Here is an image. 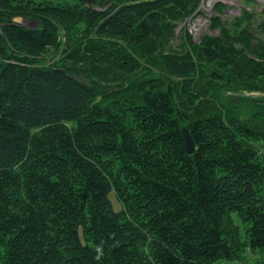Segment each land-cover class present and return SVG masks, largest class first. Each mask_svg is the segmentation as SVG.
<instances>
[{
    "label": "trees",
    "instance_id": "1",
    "mask_svg": "<svg viewBox=\"0 0 264 264\" xmlns=\"http://www.w3.org/2000/svg\"><path fill=\"white\" fill-rule=\"evenodd\" d=\"M201 2L0 0V264H264V9Z\"/></svg>",
    "mask_w": 264,
    "mask_h": 264
},
{
    "label": "rangeland",
    "instance_id": "2",
    "mask_svg": "<svg viewBox=\"0 0 264 264\" xmlns=\"http://www.w3.org/2000/svg\"><path fill=\"white\" fill-rule=\"evenodd\" d=\"M222 1L227 5L224 17H234L240 13V8L247 6L249 9L259 12L264 9V0H202L199 5L198 13H194L191 17H188L184 22H182L176 29V37L180 34L181 29H187L194 37L196 41H199L203 34H216V30L209 28V17L212 14V7L215 2ZM248 1H251L248 4ZM17 22L24 23L26 26H32L29 22H23L22 18H16ZM176 42V40H175ZM253 95H259V93L252 92ZM110 199L114 208L119 207V202L113 192L110 193ZM236 223L242 225L240 220L236 215H234ZM238 264V263H229ZM249 264H255V258L252 256L249 259Z\"/></svg>",
    "mask_w": 264,
    "mask_h": 264
},
{
    "label": "water",
    "instance_id": "3",
    "mask_svg": "<svg viewBox=\"0 0 264 264\" xmlns=\"http://www.w3.org/2000/svg\"><path fill=\"white\" fill-rule=\"evenodd\" d=\"M182 137H183V141H184V147L186 148L188 153H192L194 150V144L191 140V137L187 131L186 128H182Z\"/></svg>",
    "mask_w": 264,
    "mask_h": 264
}]
</instances>
